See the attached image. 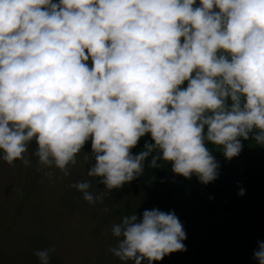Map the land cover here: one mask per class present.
Wrapping results in <instances>:
<instances>
[{"label": "clouds", "instance_id": "9594fccd", "mask_svg": "<svg viewBox=\"0 0 264 264\" xmlns=\"http://www.w3.org/2000/svg\"><path fill=\"white\" fill-rule=\"evenodd\" d=\"M194 4L0 0V159L30 166L34 155L67 176L90 141L91 179L72 187L95 204L143 176L145 161L206 185L220 167L207 144L225 160L250 138L264 147V0ZM145 134L152 143L132 154ZM97 178L104 189L94 193ZM111 232L108 251L122 264L186 250L174 212H132ZM52 251L34 255L50 264ZM253 258L264 264V242Z\"/></svg>", "mask_w": 264, "mask_h": 264}, {"label": "trees", "instance_id": "16d2710c", "mask_svg": "<svg viewBox=\"0 0 264 264\" xmlns=\"http://www.w3.org/2000/svg\"><path fill=\"white\" fill-rule=\"evenodd\" d=\"M186 86L187 82L181 88ZM145 143H152L149 134L131 153L143 151ZM206 146L220 165L215 181L204 185L195 175L185 179L173 174L170 163L149 168L145 161L143 176L113 189L98 206L111 228L132 212L138 218L146 209L174 212L186 232V250L168 254L157 264H258L253 253L264 242V147H245L237 157L225 160L215 146ZM29 147L36 148L35 140ZM81 151L91 153L90 141ZM240 189L243 196H238ZM34 249L49 248L39 244ZM50 260L57 261L52 252Z\"/></svg>", "mask_w": 264, "mask_h": 264}, {"label": "rangeland", "instance_id": "374dc122", "mask_svg": "<svg viewBox=\"0 0 264 264\" xmlns=\"http://www.w3.org/2000/svg\"><path fill=\"white\" fill-rule=\"evenodd\" d=\"M198 6L196 0L193 7ZM242 144L243 148H263L251 138ZM35 150L29 147V153ZM84 153L87 152L78 153L77 163L68 166L67 176L59 169H40L34 155L30 156V166L21 161L9 165L0 159V264H39L30 257L39 244L54 249L57 261L50 260V264H122L108 251L116 240L100 202L87 203L82 193L72 187L91 179L86 173L94 161L86 160ZM96 189L103 191L99 178L93 181L92 191Z\"/></svg>", "mask_w": 264, "mask_h": 264}]
</instances>
